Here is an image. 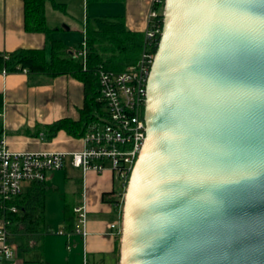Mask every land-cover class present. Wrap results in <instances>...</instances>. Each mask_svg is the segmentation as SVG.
Wrapping results in <instances>:
<instances>
[{
    "label": "water",
    "instance_id": "1",
    "mask_svg": "<svg viewBox=\"0 0 264 264\" xmlns=\"http://www.w3.org/2000/svg\"><path fill=\"white\" fill-rule=\"evenodd\" d=\"M145 119L119 264H264V16L165 0Z\"/></svg>",
    "mask_w": 264,
    "mask_h": 264
},
{
    "label": "crops",
    "instance_id": "2",
    "mask_svg": "<svg viewBox=\"0 0 264 264\" xmlns=\"http://www.w3.org/2000/svg\"><path fill=\"white\" fill-rule=\"evenodd\" d=\"M55 1L66 5L68 14L61 13L62 15L75 19L72 10H82V5L87 2V0ZM153 1L97 2L109 7L97 8L99 10L95 11L93 17H90V10L87 8L83 13V30L87 20L122 17L130 31L145 33L149 25ZM49 8L54 10L52 6H47V17ZM75 14L81 15L77 12ZM68 28H66L68 31L71 30V27ZM59 30L61 28H54L53 32ZM53 32L50 39L43 33L28 32L25 28L24 0H0V53L8 54L19 49H41L46 51L49 58L51 40H58L52 37ZM0 94L3 95L4 100L3 111L0 113V138L6 139L10 150L72 153L83 149L82 138H74L63 130L51 134L48 129L60 120L77 121L80 118V109L85 101L84 85L73 76L50 79L46 76L30 77L26 73L0 72ZM32 186L33 183H24L23 193H29ZM45 187L46 236L58 232V235L65 237L66 250L70 255L66 258V262L119 264L117 237L110 234V226L118 222V215L114 207L103 200L105 193H111L117 188L115 174L111 170L102 174L84 173L81 169L72 166L69 158L63 170L48 174ZM84 194L88 210V235L85 242L81 236L74 233V230L69 231L65 222L67 200L76 208L81 204ZM49 213L56 218L62 216L59 229H53L51 221L47 219ZM60 232L64 234L61 235ZM68 233L71 235L67 236ZM13 246L17 248L15 243ZM33 257L43 258L37 253L27 255L28 259ZM25 260L16 262L14 258L11 261H2L0 264H23Z\"/></svg>",
    "mask_w": 264,
    "mask_h": 264
},
{
    "label": "trees",
    "instance_id": "3",
    "mask_svg": "<svg viewBox=\"0 0 264 264\" xmlns=\"http://www.w3.org/2000/svg\"><path fill=\"white\" fill-rule=\"evenodd\" d=\"M125 0H87L92 2H124ZM25 28L31 33H43L51 38L53 29L48 25L47 6L55 11L68 14L66 5L55 0H24ZM158 16L154 20L163 29L164 4H155ZM86 48L87 64L76 56L82 49L83 43L68 47L61 40H51V55L47 57L45 50L19 49L12 53H0V72L6 74L25 73L30 77L46 76L53 79L59 76H73L84 85L85 101L80 109L77 121L63 119L48 127L51 134L61 130L74 138L85 136L91 124L100 117L106 116V104L100 100V84L98 72L105 70L114 73L126 71L135 66L143 52L145 35L130 31L122 17H101L87 20ZM156 50V48H155ZM4 107L3 95L0 94V113ZM117 191L105 193L103 200L110 203L118 212L122 203L116 196ZM45 182H34L29 193H22L10 201L0 197V227L7 223L11 244H16V252L26 255L37 253L43 257L45 249ZM17 208V212L11 210ZM123 209V206H122ZM76 214L74 205L67 200L65 205V222L67 229H75ZM120 237L117 236L118 251H120ZM119 261V257H118ZM23 264H45L43 258H29Z\"/></svg>",
    "mask_w": 264,
    "mask_h": 264
},
{
    "label": "built area",
    "instance_id": "4",
    "mask_svg": "<svg viewBox=\"0 0 264 264\" xmlns=\"http://www.w3.org/2000/svg\"><path fill=\"white\" fill-rule=\"evenodd\" d=\"M164 3L165 0H154L153 6ZM153 6L149 25L144 33L145 45L139 62L121 73L105 70L98 72L100 100L106 104V116L100 117L89 126L82 137L84 142L82 150L72 153L14 152L9 149L6 139L0 138V197L4 201H10L22 194L23 184L26 182H45L49 173L63 170L71 158L72 166L84 173L102 174L111 170L115 174L116 196L122 205L117 212L118 222L110 226V234L115 237L121 236L122 206L126 187L146 140L147 82L162 34L160 25L154 21L158 11H155ZM83 34V46L76 56L82 58L86 65L88 58L85 26ZM85 199L84 194L81 204L74 208L76 214L74 233L81 236L84 242L88 235V210ZM11 210L18 211L16 207H12ZM6 225L4 222L0 227V262L11 261L16 255ZM59 234L63 235L64 232ZM68 248L70 249V245Z\"/></svg>",
    "mask_w": 264,
    "mask_h": 264
},
{
    "label": "rangeland",
    "instance_id": "5",
    "mask_svg": "<svg viewBox=\"0 0 264 264\" xmlns=\"http://www.w3.org/2000/svg\"><path fill=\"white\" fill-rule=\"evenodd\" d=\"M103 6L109 7L104 3H87L84 2L82 5V10L80 9H73L72 13L76 16V19L70 16H64L59 11H54L51 8L48 9V25L51 28H61L59 31H54L52 37L54 39H58L63 41L68 47H74L76 44L84 42V34H83V22L84 16L83 13L87 8L90 10V17H93L97 8H104ZM102 10V9H100ZM82 11V12H81ZM78 13L77 16L75 13ZM105 13V12H104ZM105 15V14H104ZM71 27V30H67L66 27ZM50 59V57L48 58ZM54 202V201H53ZM52 202V203H53ZM48 221H51L53 229H59L60 225L59 222L62 220V216L56 218V216H52V213H49L47 217ZM57 226V227H56ZM58 231V230H56ZM70 257L68 251L66 250L65 246V237L58 235V232L54 234H48L45 238V251L43 255V260L45 264H68L66 262V258ZM27 258V255L22 252H16L15 261L21 262Z\"/></svg>",
    "mask_w": 264,
    "mask_h": 264
},
{
    "label": "snow or ice",
    "instance_id": "6",
    "mask_svg": "<svg viewBox=\"0 0 264 264\" xmlns=\"http://www.w3.org/2000/svg\"><path fill=\"white\" fill-rule=\"evenodd\" d=\"M229 2L243 6L254 14L264 16V0H229Z\"/></svg>",
    "mask_w": 264,
    "mask_h": 264
}]
</instances>
